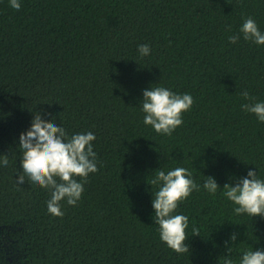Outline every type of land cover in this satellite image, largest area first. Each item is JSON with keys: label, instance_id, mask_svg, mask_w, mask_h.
Returning <instances> with one entry per match:
<instances>
[{"label": "trees", "instance_id": "1", "mask_svg": "<svg viewBox=\"0 0 264 264\" xmlns=\"http://www.w3.org/2000/svg\"><path fill=\"white\" fill-rule=\"evenodd\" d=\"M19 2L0 0V264H239L264 249V218L235 214L223 195L249 170L264 180V122L240 95L264 102V45L229 42L248 17L264 32V0ZM149 87L194 100L171 135L143 122ZM34 112L69 137H96L98 171L75 206L61 202L62 217L48 213L49 190L15 181ZM177 167L201 186L174 212L188 217L184 254L160 240L151 203L156 173Z\"/></svg>", "mask_w": 264, "mask_h": 264}, {"label": "clouds", "instance_id": "2", "mask_svg": "<svg viewBox=\"0 0 264 264\" xmlns=\"http://www.w3.org/2000/svg\"><path fill=\"white\" fill-rule=\"evenodd\" d=\"M9 4L17 11L21 8L19 0H9ZM241 36L245 41L264 45V32L258 29L251 17L244 20L237 34L229 37V42L235 44ZM138 52L144 57L150 54L151 49L149 45L141 44ZM240 95L245 101H251L241 104V109L264 122V102H256L247 90ZM142 97L144 124L150 125L157 134L164 135H171L182 125V114L194 103L190 94H176L164 87H149L143 90ZM95 139L92 132L69 137L54 119H42L40 112H34L29 129L19 135L18 149L22 153L20 168L23 174L16 176V183L24 184L27 177L33 184L49 190L51 196L47 201L48 213L62 217L64 212L61 210V202L75 206L82 197L89 174L98 171L92 143ZM8 164V156L3 155L0 167H7ZM150 184L158 188L151 203L160 240L177 254L189 253V246L185 243L188 238V217L174 212L180 202L193 191H199L201 186L184 167H177L167 174L158 171ZM203 188L214 195L220 186L213 177L208 176ZM223 188V195L237 206L233 209L235 214L264 218V180L257 177L256 169L249 170L246 177L238 179L234 186L225 184ZM192 232L194 236H199L197 228L193 227ZM236 239L237 235L233 233L231 240L235 242ZM223 264H234V261L226 255ZM239 264H264V249L245 251Z\"/></svg>", "mask_w": 264, "mask_h": 264}]
</instances>
